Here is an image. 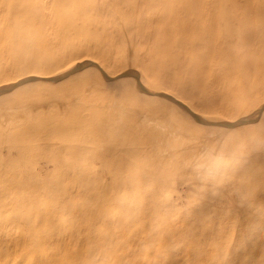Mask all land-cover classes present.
I'll use <instances>...</instances> for the list:
<instances>
[{
	"label": "rangeland",
	"instance_id": "obj_1",
	"mask_svg": "<svg viewBox=\"0 0 264 264\" xmlns=\"http://www.w3.org/2000/svg\"><path fill=\"white\" fill-rule=\"evenodd\" d=\"M160 14L0 0V264H264V80L223 61L246 96L206 109Z\"/></svg>",
	"mask_w": 264,
	"mask_h": 264
},
{
	"label": "bare ground",
	"instance_id": "obj_2",
	"mask_svg": "<svg viewBox=\"0 0 264 264\" xmlns=\"http://www.w3.org/2000/svg\"><path fill=\"white\" fill-rule=\"evenodd\" d=\"M140 2L144 10L161 11L158 17L150 15L142 20L143 31L149 36L159 32V45L164 58L170 60L171 75L185 81V92L203 96L201 104L206 109L226 108L227 92L230 102L238 107L246 96L245 84L222 73L223 61L229 66H243L246 77L264 80L260 57L255 56L262 31L257 21L264 15L262 0Z\"/></svg>",
	"mask_w": 264,
	"mask_h": 264
}]
</instances>
